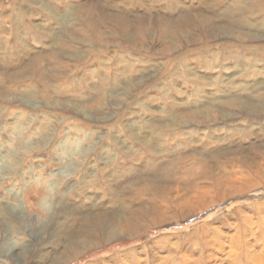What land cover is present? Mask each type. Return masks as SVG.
<instances>
[{"label":"rangeland","instance_id":"374dc122","mask_svg":"<svg viewBox=\"0 0 264 264\" xmlns=\"http://www.w3.org/2000/svg\"><path fill=\"white\" fill-rule=\"evenodd\" d=\"M245 10L254 14L247 17L245 24L240 23L238 29L253 34L254 38L240 44L226 35L214 44H232L240 53L206 51L201 47L204 30L194 25L196 15L212 18L215 25H233L229 19L237 18ZM213 52L221 61L215 59ZM215 62L245 63H230L222 71L213 67ZM263 62L264 0H0V90L12 88L5 96L15 100L7 102L0 98V264H40L44 255L51 261L48 253L54 251L45 246L48 239L42 229L55 226L53 207L59 199L63 198L60 200L63 204L87 209H93L96 201L108 207L107 196L102 197L100 192L126 189L133 176L152 171L148 163L159 165V172L165 173L180 157L190 156L191 152L203 155L205 163L198 157L186 159L175 164L170 170L173 172L166 175L173 184H191L199 179L193 172L199 161L206 165L202 174L211 178L210 183L200 185L212 187L215 177L224 175L231 162L219 159L220 162L216 155V160L209 159L212 156L209 153L239 146L248 149L256 142L262 144L264 132L242 137L240 141L233 138L235 127L220 132L223 126L220 121L210 126L188 124L177 127L173 133L157 132L151 126L168 121L175 113L198 110L210 101L213 109L220 110L221 102L231 95L229 92L236 94L228 90L230 78L238 77L243 87L264 82ZM28 64L31 68L23 74L21 66ZM258 69L263 79L247 77L248 70ZM23 79L29 83L17 84ZM102 96L106 97L104 104L92 112L102 115L100 121L61 110L64 104H85ZM237 96L253 101L246 93ZM173 100L181 106L176 108ZM225 112L237 116L236 111ZM167 113L171 116L165 117ZM75 120L82 125L76 126ZM133 126L139 128L137 133L145 139L159 143V153L166 156L161 159L162 154L152 157L155 153H151L142 162L129 166L128 173L121 163L114 171L109 165L116 160V147L125 153L138 147L130 139ZM210 130L219 131L213 135L214 144L204 137ZM178 131L184 135L175 134ZM85 152L89 154L86 159L81 157ZM248 155L259 154L250 148ZM152 186L147 183L142 193L146 196ZM69 191H81L83 200L69 196ZM258 193L264 194V189L220 202L179 224L167 223L147 231L137 240L111 242L68 264H90L135 246L142 249V257L146 258L144 242H155L166 234H173L176 240V234L187 232L210 216L233 232L229 220L238 215L230 208H247L249 202L259 199ZM43 195L47 197L44 205ZM159 204L154 202L156 206ZM16 208L17 212L12 213ZM118 209L119 206L113 207V211Z\"/></svg>","mask_w":264,"mask_h":264},{"label":"bare ground","instance_id":"6f19581e","mask_svg":"<svg viewBox=\"0 0 264 264\" xmlns=\"http://www.w3.org/2000/svg\"><path fill=\"white\" fill-rule=\"evenodd\" d=\"M253 14L254 11L245 10L237 18H230L229 20L233 25H215V21L212 18L204 15H196L198 18L195 19L196 21L193 20L196 22L194 25L199 26L201 30H204V36L202 38L203 45H201V47L204 48V50L206 49V51H214L217 49L220 52L228 50L231 54L240 53L237 46L232 44H214L226 35L234 37L240 44L254 38L253 34L247 31L244 32L240 28L238 29L240 23L245 24L247 17ZM249 49L253 48L249 47ZM217 55V53H214V56L216 57L215 59L221 61ZM223 58L229 60L227 55H223ZM236 60L238 59L235 58V61ZM230 63L240 64L245 62H215V66L213 67L219 68V70L221 68L223 71L224 69L227 70V66H229ZM256 63L260 62H255V65ZM205 64L202 66L204 67ZM23 66L24 65L21 66L23 74L31 68V64ZM247 77H254L256 81L260 78L263 79L261 69H258L257 71L252 70V72L251 70H248ZM28 78L30 77L28 76ZM230 79L232 80L228 84H230L231 87L228 90H234L236 94L233 95L232 91L229 92L231 95L221 102L222 110L213 109V101H210L207 105L205 104L206 106H203L198 110H188V112L183 111V113L179 114L175 113V115H172L168 121L161 123L158 122L159 124L154 123L151 127L157 132L173 133L177 127L179 129L188 124L210 126L215 125L220 121L223 124L222 128L219 129L220 132L235 127L233 138H238L240 141L243 139L242 137L250 138L258 136L257 134L259 133H263L264 82L254 84L253 86L243 87L241 83H238V77L237 79ZM13 81L16 82L18 80L13 78ZM22 83H29V80L23 79L21 82H17V84ZM36 83L34 85H36ZM10 89L12 88L6 87L4 90H0V98L2 100L5 98L7 102L15 101L10 100L9 97L5 96V94L9 93ZM237 93L240 95L246 93L253 99V101H247L243 99L242 96L238 97ZM249 97L246 99H249ZM105 98L106 97L102 96L93 101L88 100L85 104H64L61 107L63 108L64 106V108L61 110L63 113L68 114L78 113L79 116L81 115L87 120L94 119V121H100L102 115L92 112L94 109L104 104ZM173 101V105L176 106V108L181 106V103H178L176 100ZM102 107L103 110L106 109L105 105ZM225 110L236 111L237 116L227 115ZM166 116L169 117L171 115L170 113H167L165 114V117ZM231 121H233L232 125H228ZM74 122L78 123L76 126L82 125L79 120H75ZM138 129V127L134 126V131L130 129V139H134L138 144L136 150L132 151L129 149L130 151L125 153L121 151V148L116 147L118 148V151H116L118 153L116 160L109 165L111 169H115L114 171H116L121 163L123 165V171L128 173L131 171L129 166L142 162L144 159L143 157L151 153H155L151 155L152 157H157L162 154L161 159H164L166 156V154L159 153V151H161V145L159 143L145 139L142 134L137 133ZM17 131H20V129ZM218 132L219 131L212 132V130H210L208 133L204 134V137L209 138L207 141L214 144L212 138L214 133ZM175 134H180V137L184 135L182 131H178V133ZM168 136L169 138L173 137L170 134H168ZM226 139L229 140L230 138L226 137L225 140ZM205 140L206 139L202 142H205ZM256 144H252L248 149L239 146L234 150L227 148L219 153H209V155H212L209 159L216 160L214 157V155H216L218 161H220L219 159H223L226 162H231L228 171H226L224 175L215 177L216 180L212 182V187L200 185V183H210L208 180L211 181V178L202 174V168L206 165L202 166L199 161L200 158H202L201 160L205 163L203 160L204 156L193 155L191 152L192 155L180 157L177 161L170 164L169 168H167L169 171H166L165 173L159 172L161 171V169L158 168L159 165L155 164L153 166V164L148 163L152 171L148 174H142V176L141 174L133 176L126 189H108L106 192H100L99 195L102 197L103 195L104 197L107 196L109 202L108 207L102 206L96 201L98 207L94 204L93 209H87L83 206L63 204L60 201L63 198L59 199L53 207L55 213L52 216L57 221L55 226H51L50 228L46 226L42 229L48 239L45 246L48 245L49 247H52L53 249L51 250L54 251V253H48L51 261L47 256H43V263H72L90 251L98 250L106 245L109 246L111 242L122 239H128L131 241L137 240L147 231H151L152 229L157 230L158 228L164 227L167 223L176 222L179 224L182 221L189 220L194 216L211 209L220 202H225L236 196L248 194L256 189H264V143L259 145ZM250 148L256 150L259 155L256 157H250L248 155V150ZM88 155L89 154L85 152V154H81V157L86 159ZM195 157H198L199 161L198 165L194 164L197 168L193 172L197 173L199 179L192 181L191 184H173L172 178H170L169 175H166V173L173 172L170 170L175 164L182 163L186 159L188 160ZM126 162H130L127 167L126 165L124 166ZM171 175L173 176V174ZM147 183H150L153 186L149 191L147 189L148 192L145 196V193H142V189ZM187 189H191L192 191L188 192ZM52 190L55 191V189ZM44 193L45 191L42 192V194ZM49 193L50 192L47 191L48 195ZM68 194L69 196L72 194L79 200H83L84 194H82L81 191L76 193L69 191ZM137 195L140 197H137ZM256 195L259 199L252 203L249 202L247 206V208L254 212L253 214L249 213L250 211L244 206L230 208L232 211H237L238 215L236 218L229 220V224L234 230L233 232L231 229H225V226L222 223H219L216 217L214 218V216H210L189 227L187 232H184L183 234L180 233L181 235L176 234V240H174L173 234H166L155 242H149L150 240H148V245L147 242H144L143 249L147 251L146 258L142 257V249L135 246L123 252H119L110 258H103L100 261L92 262L90 264H264V194L258 193ZM144 198H147V200L142 201ZM87 199L89 198L87 197ZM90 201L93 202L92 197ZM128 201L138 203V205L132 206L131 203H127ZM46 202L47 197L45 196L42 202L43 205ZM146 202L149 203L145 204ZM154 202L160 203L159 206L154 205ZM116 206H119V209L113 211V207ZM1 209L0 206V210ZM17 210L18 209L16 208L12 213L17 212ZM22 219H24V217H22ZM19 229L24 230L21 228ZM39 260L42 261L41 258H39ZM43 263L41 262L40 264Z\"/></svg>","mask_w":264,"mask_h":264}]
</instances>
